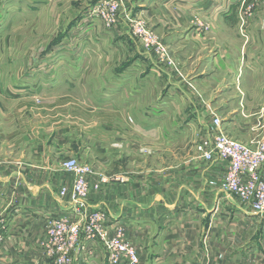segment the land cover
<instances>
[{"label":"crops","instance_id":"0c3cea01","mask_svg":"<svg viewBox=\"0 0 264 264\" xmlns=\"http://www.w3.org/2000/svg\"><path fill=\"white\" fill-rule=\"evenodd\" d=\"M172 1L165 9L187 13L181 24L165 26L168 19L161 17L155 23L174 49L177 44L171 51L182 75L144 50L132 62L102 65L100 70L115 67V96L80 111L78 134L85 138L80 153L74 93L41 95L27 93V87L13 92L0 84V264H54L40 242L50 219L78 218L60 195L72 182L61 162L76 154L94 166V180L106 178L91 190L89 211L104 212L110 224L123 229L140 249V264H264V221L248 208L234 207L240 203L212 185L224 167L198 160L196 144L191 153L172 142L173 134L197 133L199 139L207 134L226 102L229 108L233 104L234 117L228 126L223 122L225 131L244 142L260 141L242 130L245 124L234 109L237 68L222 62V51L178 50L186 36L183 19L191 18L196 4ZM97 130L98 142L91 138ZM229 228L244 239L231 238ZM256 229L259 234L252 235ZM74 264H110L103 242L82 239Z\"/></svg>","mask_w":264,"mask_h":264},{"label":"rangeland","instance_id":"374dc122","mask_svg":"<svg viewBox=\"0 0 264 264\" xmlns=\"http://www.w3.org/2000/svg\"><path fill=\"white\" fill-rule=\"evenodd\" d=\"M114 1L118 3V10L116 21L111 22L101 8L107 12L108 3ZM185 1L196 6L192 7L191 18L183 19L186 31H182V35L186 36L178 50L222 51V62L225 60L232 70L237 68L233 70L238 80L234 109L245 124L242 130L248 138L262 140L264 0ZM169 3L170 0H0V84L11 86L13 92L27 87V93L40 91L41 95L74 93L80 153L85 143V138L78 134L83 125L80 111L86 105L99 106L102 97L115 96V67L100 70L101 66L139 59L138 50L147 52V37L153 35L168 50L178 48L175 44L174 49L165 32L156 29L155 22L160 17L168 19L166 24H161L172 28L181 24L182 16L185 18L187 13L176 7L165 9ZM57 65L60 71L56 70ZM232 73L226 71L227 75ZM54 74H61V77L54 78ZM73 77L74 83L71 82ZM230 80L229 76L224 82ZM221 89L227 87L223 85ZM229 105L227 102L221 104V112H218L225 126L234 117L230 113L233 104L230 108ZM98 131L91 137L97 139L96 142L100 139ZM197 137V133L173 134L172 142L192 151L199 140ZM233 206L244 207L241 203ZM258 220L264 221V217ZM229 229L231 238L244 239V233ZM251 232L258 235L259 229Z\"/></svg>","mask_w":264,"mask_h":264},{"label":"built area","instance_id":"2783aa9c","mask_svg":"<svg viewBox=\"0 0 264 264\" xmlns=\"http://www.w3.org/2000/svg\"><path fill=\"white\" fill-rule=\"evenodd\" d=\"M104 10L101 8L102 13L115 22L118 3L109 2L107 12ZM146 46L149 49L146 51L158 64L182 75L175 54L155 35L147 37ZM196 157L204 163L224 167L222 175L213 180L212 185L225 196L235 198L255 216L264 217V138L254 143L241 141L225 131L220 116H214L208 133L196 143ZM61 169L72 176V182L61 188L60 195L68 198L78 218L61 216L48 221L40 242L44 256L54 264H74V252L82 239L101 240L110 264H140L139 248L126 238L123 229L110 224L104 212L88 209L91 190H98L106 178L101 176L94 180V166L74 157L64 159Z\"/></svg>","mask_w":264,"mask_h":264}]
</instances>
